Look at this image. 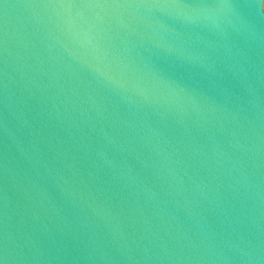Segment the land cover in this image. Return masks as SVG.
<instances>
[{
	"label": "water",
	"instance_id": "obj_1",
	"mask_svg": "<svg viewBox=\"0 0 264 264\" xmlns=\"http://www.w3.org/2000/svg\"><path fill=\"white\" fill-rule=\"evenodd\" d=\"M0 264H264V0H0Z\"/></svg>",
	"mask_w": 264,
	"mask_h": 264
}]
</instances>
